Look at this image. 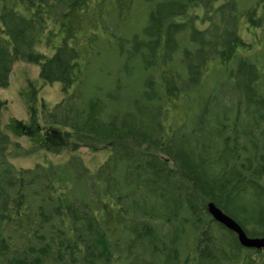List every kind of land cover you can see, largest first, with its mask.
Segmentation results:
<instances>
[{
    "label": "trees",
    "instance_id": "16d2710c",
    "mask_svg": "<svg viewBox=\"0 0 264 264\" xmlns=\"http://www.w3.org/2000/svg\"><path fill=\"white\" fill-rule=\"evenodd\" d=\"M144 1L131 29L142 0H0V91L19 61L60 82L42 119L74 153L18 167L0 119V264H264L207 210L264 236V6ZM81 147L110 153L93 170Z\"/></svg>",
    "mask_w": 264,
    "mask_h": 264
},
{
    "label": "rangeland",
    "instance_id": "374dc122",
    "mask_svg": "<svg viewBox=\"0 0 264 264\" xmlns=\"http://www.w3.org/2000/svg\"><path fill=\"white\" fill-rule=\"evenodd\" d=\"M255 2L256 0H238L239 10L243 9L241 6ZM261 3L264 6V0H261ZM133 4L134 6L124 24L131 29H136L137 26H144V24H146L147 13L149 10L148 4L144 0L140 3L134 2ZM231 7L232 3L230 2L227 10ZM198 13L202 15L203 12L200 9ZM225 17L227 20L231 22L233 21V16L226 15ZM217 20H219L218 17ZM200 22L201 20L197 22V25ZM244 34L247 36L248 40L252 39V36H248L249 34L247 32H244ZM177 41L183 43L181 39H178ZM253 42L255 43L256 39ZM260 45L262 46L260 48L262 49V55L264 58V42ZM42 50L45 52L49 51L45 45L42 46ZM175 50H178L177 52H179L180 48L177 47ZM103 60L104 59H102L101 64H96V68L93 71L95 76H99V69L104 65ZM102 70H104L106 74L107 72H110L106 68H103ZM104 72L98 83L104 84V87L108 88L110 87L108 81H113V79ZM232 90L233 92H236L238 88L235 86ZM240 93L243 95L242 89L240 90ZM0 97L5 102L4 107L0 112V119L3 128L7 131L13 141L20 143L22 146L20 151L13 149L9 157L16 166L31 168L38 163L46 164L47 162L64 164L68 161L70 156L74 154L73 152H68V150L51 149L54 148L53 146H55V144L62 141V137L57 131H55V133L47 131V127L49 126H46L42 119V102L44 100L46 103L54 105L62 99L63 92L61 83H48L41 78L40 67L37 66V64L24 61L16 62L12 70L10 84L8 87L1 89ZM15 121H23L26 124L34 125L35 129L33 130H37L35 132L36 135L32 134L31 131H16L13 127ZM46 133H49L50 135H47ZM76 153L82 156L86 164L94 170L108 158L110 152L108 150L96 152L92 151L91 148L81 147Z\"/></svg>",
    "mask_w": 264,
    "mask_h": 264
},
{
    "label": "water",
    "instance_id": "95a60500",
    "mask_svg": "<svg viewBox=\"0 0 264 264\" xmlns=\"http://www.w3.org/2000/svg\"><path fill=\"white\" fill-rule=\"evenodd\" d=\"M207 210L212 218L237 235L240 244L246 248L264 249V236H249L242 225L213 201L207 202Z\"/></svg>",
    "mask_w": 264,
    "mask_h": 264
},
{
    "label": "flooded vegetation",
    "instance_id": "af4514ba",
    "mask_svg": "<svg viewBox=\"0 0 264 264\" xmlns=\"http://www.w3.org/2000/svg\"><path fill=\"white\" fill-rule=\"evenodd\" d=\"M259 5H262V3H261V4H259Z\"/></svg>",
    "mask_w": 264,
    "mask_h": 264
}]
</instances>
